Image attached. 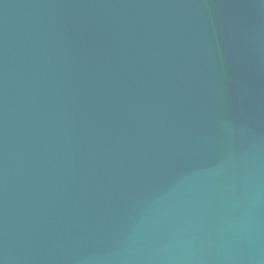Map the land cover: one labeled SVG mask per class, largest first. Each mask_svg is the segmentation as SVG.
Returning <instances> with one entry per match:
<instances>
[{"label": "water", "instance_id": "obj_1", "mask_svg": "<svg viewBox=\"0 0 264 264\" xmlns=\"http://www.w3.org/2000/svg\"><path fill=\"white\" fill-rule=\"evenodd\" d=\"M0 264H264V0H0Z\"/></svg>", "mask_w": 264, "mask_h": 264}]
</instances>
